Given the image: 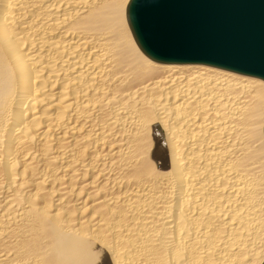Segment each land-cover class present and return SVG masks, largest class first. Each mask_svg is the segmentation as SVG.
<instances>
[{"label":"bare ground","instance_id":"bare-ground-1","mask_svg":"<svg viewBox=\"0 0 264 264\" xmlns=\"http://www.w3.org/2000/svg\"><path fill=\"white\" fill-rule=\"evenodd\" d=\"M130 0H0V264H262L264 80L158 60Z\"/></svg>","mask_w":264,"mask_h":264},{"label":"water","instance_id":"water-1","mask_svg":"<svg viewBox=\"0 0 264 264\" xmlns=\"http://www.w3.org/2000/svg\"><path fill=\"white\" fill-rule=\"evenodd\" d=\"M127 18L141 47L158 60L206 63L264 80V0H130Z\"/></svg>","mask_w":264,"mask_h":264}]
</instances>
